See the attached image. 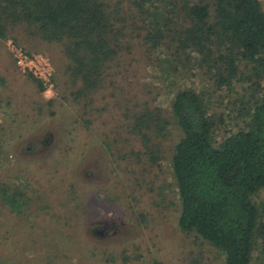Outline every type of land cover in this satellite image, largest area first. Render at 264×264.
Masks as SVG:
<instances>
[{
  "label": "rangeland",
  "instance_id": "obj_1",
  "mask_svg": "<svg viewBox=\"0 0 264 264\" xmlns=\"http://www.w3.org/2000/svg\"><path fill=\"white\" fill-rule=\"evenodd\" d=\"M111 1L129 17L138 7L135 0ZM10 41L51 61V91L17 68ZM138 48L111 63L90 104L76 95L59 48L19 32L0 42V264H152L157 252L165 264H224L220 250L179 226L182 203L171 159L182 131L169 118L165 133L144 144L128 131L129 115L146 108L168 115L178 88L205 89L212 112L225 118L215 135L221 140L246 118L233 105L237 95L264 97V74L260 80L252 66L239 67L246 80L230 93L217 91L203 71ZM168 75L176 78L173 88ZM145 145L159 147L158 159L143 155ZM254 200L264 221V191ZM128 228L131 238L122 234ZM251 264H264V241Z\"/></svg>",
  "mask_w": 264,
  "mask_h": 264
},
{
  "label": "trees",
  "instance_id": "obj_2",
  "mask_svg": "<svg viewBox=\"0 0 264 264\" xmlns=\"http://www.w3.org/2000/svg\"><path fill=\"white\" fill-rule=\"evenodd\" d=\"M135 1L138 7L129 17L111 0H0V42L19 32L59 48L76 95L90 104L111 63L125 54L133 57L138 47L148 56L159 51L167 63L203 71L217 91L230 93L246 80L239 67L252 66L263 79L261 0ZM167 79L175 87L176 78ZM261 88L259 81L256 90ZM209 96L205 89L178 88L168 115L163 109L131 110L127 127L148 144L151 135L165 133L169 118L174 120L183 133L171 159L182 203L180 229L220 250L224 264H251L264 241L263 214L254 200L264 191V97L251 94L246 100L238 94L233 105L246 117L243 125L218 140L225 118L212 112ZM144 149L152 161L161 152L155 146Z\"/></svg>",
  "mask_w": 264,
  "mask_h": 264
},
{
  "label": "built area",
  "instance_id": "obj_3",
  "mask_svg": "<svg viewBox=\"0 0 264 264\" xmlns=\"http://www.w3.org/2000/svg\"><path fill=\"white\" fill-rule=\"evenodd\" d=\"M17 68L31 75L47 91L54 87V67L51 61L41 55H32L13 42L8 43Z\"/></svg>",
  "mask_w": 264,
  "mask_h": 264
},
{
  "label": "crops",
  "instance_id": "obj_4",
  "mask_svg": "<svg viewBox=\"0 0 264 264\" xmlns=\"http://www.w3.org/2000/svg\"><path fill=\"white\" fill-rule=\"evenodd\" d=\"M105 228H107L106 226H104ZM106 231H108L107 229L106 230H104V229H102V232H106ZM118 233V231L117 232H115V233H113V235H116ZM130 233H131V230L128 228V229H126V230H124L123 231V235H125L124 237H129V238H131L130 236ZM182 233H185V232H182ZM129 240H132V239H129ZM156 256H157V259H155L154 260V262L152 263V264H165V255L163 254V256H161L160 255V253L159 252H157L156 253ZM141 260H142V258H141ZM120 264H127L126 262L125 263H122V262H119ZM135 263H138V264H144L142 261H139V262H135ZM167 264H168V262H167Z\"/></svg>",
  "mask_w": 264,
  "mask_h": 264
},
{
  "label": "flooded vegetation",
  "instance_id": "obj_5",
  "mask_svg": "<svg viewBox=\"0 0 264 264\" xmlns=\"http://www.w3.org/2000/svg\"><path fill=\"white\" fill-rule=\"evenodd\" d=\"M103 229H104V230H106V229L108 230V227H107V228H103Z\"/></svg>",
  "mask_w": 264,
  "mask_h": 264
}]
</instances>
